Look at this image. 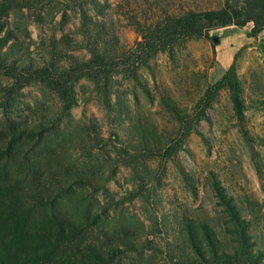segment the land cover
<instances>
[{"label":"rangeland","instance_id":"374dc122","mask_svg":"<svg viewBox=\"0 0 264 264\" xmlns=\"http://www.w3.org/2000/svg\"><path fill=\"white\" fill-rule=\"evenodd\" d=\"M100 1L109 4L99 17L104 34L116 36L119 45L128 48L140 37L134 16L149 23L166 13L218 9L224 0ZM71 4L46 0L36 15L15 8L1 18V34L12 30L8 44L16 43L13 54L21 57L20 63L37 58L42 41L45 47L55 43L61 61L70 55L89 56L81 46L79 14L66 9ZM216 45L211 38L192 37L158 52L148 66L139 68L140 84L119 77L112 97L118 104L111 112L99 101L93 84L79 79L74 85L77 104L60 130L46 133L39 144L36 139L24 144L27 157L39 168L41 183L49 187L35 191L47 200L45 212L51 213L48 200L55 198L56 214L84 229L81 242L80 235L63 248V258L74 260V254L80 255L78 247L95 246L108 264H249L241 259L203 262L188 234L187 225L193 223L196 242L207 258L212 244L218 253L245 247L264 264V31L235 50L222 75L211 77ZM10 83L0 72V84ZM234 89L243 105L241 120L233 105ZM162 96L186 113L203 108L208 116L169 155L157 151L172 147L182 131ZM58 111L55 96L32 80L14 93L6 110L0 109V129L6 117L49 127L56 123ZM130 143L138 153L150 151L139 157L137 172L118 154ZM23 154L14 159L17 174L26 168ZM25 173L29 178L30 168ZM231 209L245 220L244 235Z\"/></svg>","mask_w":264,"mask_h":264},{"label":"trees","instance_id":"16d2710c","mask_svg":"<svg viewBox=\"0 0 264 264\" xmlns=\"http://www.w3.org/2000/svg\"><path fill=\"white\" fill-rule=\"evenodd\" d=\"M45 1L0 0V20L15 8H26L33 11L32 15H36V11L39 12ZM69 1L72 4L66 6V9L79 14L81 46L88 52L87 58L70 55L66 61H61L55 43L51 42L45 47L42 41L39 56L20 63L21 57L13 54L16 43L8 44L13 39L12 30H5L1 34L4 29L0 26V72L11 79L8 85L0 84V97L6 99V102H0V109L6 110L14 93L34 80L55 96L59 110L56 123L49 127L44 124L33 126L6 117L0 129V264H108L107 257L95 246H88L82 250L78 247L80 255L74 254V260H69V257L63 258V248L73 243L80 235L81 238L78 240L81 242L84 229L81 224L61 219L56 214L53 203L55 198L48 200L52 204L51 213L45 212L47 200L43 201L35 191L40 189L49 191V187L46 183H41L39 168L27 157L26 150L23 149L27 141L36 139V143L39 144L46 133L60 130L61 123L67 120L70 110L77 104L74 85L79 79L89 80L104 108L108 112L115 111L118 102H113L112 97L116 95V87L120 84L119 77L121 79L130 77L140 84L139 68L148 66V60L158 52L172 49L174 44L187 38L212 39L214 36L209 34L211 30L227 25L243 27L251 22V36L264 29V0H224L218 9H188L180 13H166L149 23H140L134 16L133 24L140 37L133 46L125 48L119 45L116 36L104 34V21L99 17L103 10L109 7L107 2ZM90 12H93L94 16L90 15ZM66 13L65 10L62 22ZM37 18H41V13H37ZM232 70L233 66L229 67L228 72ZM222 78L225 79L226 74H223ZM161 100L173 113L182 131L181 139L174 142L172 147L166 146L163 148L164 151L159 152L160 149L157 151L158 154L169 155L175 151L174 146H179L182 139L196 130L201 120H208V116L203 108L194 113H186L175 106L169 98L162 96ZM232 100L238 119L241 120L243 105L235 89ZM204 103L205 106L208 105L207 100ZM128 148L129 145L118 149L119 157H122L123 164H134V170L137 172L139 157L147 155L150 151L138 153V149L132 143ZM22 151L25 153L22 158L25 160V167L30 168L29 178L25 173L26 168L24 172L17 174L19 167L14 164V159L20 158ZM32 174L33 177L30 179ZM39 212L44 216L39 218ZM231 214L244 235L245 220L235 210L231 209ZM52 226L57 227V231H52L50 229ZM202 226L207 241L212 244L207 226ZM187 230L196 254L203 262L210 260L217 263L232 262L241 259L249 264L260 263L257 254H253L245 247L229 254L218 253L212 244L210 245L212 254L207 258L196 242L193 223L187 225ZM192 263H195V260Z\"/></svg>","mask_w":264,"mask_h":264},{"label":"crops","instance_id":"0c3cea01","mask_svg":"<svg viewBox=\"0 0 264 264\" xmlns=\"http://www.w3.org/2000/svg\"><path fill=\"white\" fill-rule=\"evenodd\" d=\"M251 27L252 23L248 22L243 27L227 25L211 30L218 40L216 45V59L210 69L211 77L222 75L225 69L231 64L235 50L251 38ZM263 31L264 29L260 33ZM260 33H258V35H260Z\"/></svg>","mask_w":264,"mask_h":264},{"label":"water","instance_id":"95a60500","mask_svg":"<svg viewBox=\"0 0 264 264\" xmlns=\"http://www.w3.org/2000/svg\"><path fill=\"white\" fill-rule=\"evenodd\" d=\"M212 40H213L215 43L218 42L217 37H215V36L212 38Z\"/></svg>","mask_w":264,"mask_h":264}]
</instances>
